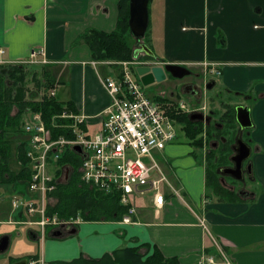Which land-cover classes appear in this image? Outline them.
Returning a JSON list of instances; mask_svg holds the SVG:
<instances>
[{"label":"crops","instance_id":"0c3cea01","mask_svg":"<svg viewBox=\"0 0 264 264\" xmlns=\"http://www.w3.org/2000/svg\"><path fill=\"white\" fill-rule=\"evenodd\" d=\"M119 3L0 0L2 59L24 62L33 51H43L38 60L56 86V100L86 116L82 130L90 136L101 130L111 102L102 79L120 72L95 61L79 38L90 29L115 31ZM152 10L157 65H190L198 74L207 73L206 67L216 70L224 92L251 102L252 183L260 192L238 203L213 198L205 167L192 147L177 139L153 155L160 170L156 179L160 174L167 179L161 186V209L154 196L139 203L135 200L143 196L134 195L130 224L84 222L70 237L46 241L43 260L99 259L122 248L147 246L180 264H210L209 259L215 264H264V0H153ZM29 234L32 239L34 234L47 237L41 229H29Z\"/></svg>","mask_w":264,"mask_h":264},{"label":"built area","instance_id":"2783aa9c","mask_svg":"<svg viewBox=\"0 0 264 264\" xmlns=\"http://www.w3.org/2000/svg\"><path fill=\"white\" fill-rule=\"evenodd\" d=\"M43 51H33L43 55ZM5 51L0 48V65L18 64L6 63L2 59ZM33 60V59H32ZM32 60H29L30 63ZM9 62V61H8ZM24 63V62H23ZM21 64V63H20ZM124 62L120 65V74L102 79V85L110 97V105L105 111V120L99 132L90 136L82 127L87 118L77 114L64 112L53 121L56 128L57 120L67 121L61 127L71 129L73 139L60 137L55 139L47 129L41 113H29L30 118L24 128L27 136V158L30 179L27 181L31 193L30 201L24 198L14 200L16 207L21 206L28 216L36 215L42 234L47 227L60 230L68 226V221L48 214L49 195L56 191L55 164L64 156L68 149L74 151L75 145L81 147L82 164L81 180L97 190L109 195L119 194L123 205H130L134 195H144L146 191L154 192V204L158 209L164 205V195L161 186L167 182L164 175L153 179V172L160 173L154 159V153L163 151L167 146L177 141V121L167 111L169 106L149 98L142 88L136 67L142 63ZM109 65V64H108ZM136 66V67H135ZM216 75L219 73L214 70ZM51 97L56 92L50 91ZM176 114L187 112L189 107L178 103ZM150 159L152 164L144 162ZM150 188V190H144ZM22 203L18 204V203ZM133 213V208L130 210ZM130 223L129 217L124 218ZM210 264H215L209 259ZM39 264H49L43 260ZM228 264V263H227Z\"/></svg>","mask_w":264,"mask_h":264},{"label":"trees","instance_id":"16d2710c","mask_svg":"<svg viewBox=\"0 0 264 264\" xmlns=\"http://www.w3.org/2000/svg\"><path fill=\"white\" fill-rule=\"evenodd\" d=\"M150 2L151 0L149 4ZM129 4L130 0H120L119 20L115 31L107 33L90 29L80 36L79 41L89 47L95 61H112L115 62L111 64L112 67L120 68L116 63L138 59L135 58L136 49L129 43L131 40L139 42L131 34ZM145 56L146 61L152 60ZM23 69V66L18 65H0V185L3 187H9L16 182H27L31 176L26 141L17 144L15 160L20 164V168L15 171L11 167L13 146L8 137L10 131H20L21 121L27 114L41 113L47 129L51 131L55 139L75 138L72 130L61 127L68 124L67 121L57 120L58 128L53 123L55 117L65 111L73 112L71 105H63L56 98L46 96L39 101L35 93L28 94L27 74ZM43 70L48 84L44 87L49 89L53 84L49 73ZM154 100L169 106L168 113L185 128L186 136L192 142L191 144L196 147L202 146V137L198 140L203 132L202 122L192 120V115H185L184 112L176 114L177 104L166 98L159 97ZM81 164L82 156L71 149H68L55 164L57 188L49 195V202L50 198L52 202L48 204V214L57 215L61 220L80 217L84 222H117L129 216L132 205H123L119 194L107 195L82 182ZM206 186L208 189L212 188L218 198L227 202H242L246 198L245 195L223 187L218 174L208 167L206 168ZM140 250L141 248H122L99 259L80 256L72 261H54L49 264H180L177 258H165L158 249H155L152 255L148 254L149 251L142 253Z\"/></svg>","mask_w":264,"mask_h":264},{"label":"rangeland","instance_id":"374dc122","mask_svg":"<svg viewBox=\"0 0 264 264\" xmlns=\"http://www.w3.org/2000/svg\"><path fill=\"white\" fill-rule=\"evenodd\" d=\"M152 3H153V0H151L148 6L150 23H149L148 31L146 33V37L139 40V42H136L135 40H131L129 42L130 45L134 49H136V51L141 47V44H145L152 51L154 49L153 53L155 52V50L157 51V53L159 52L158 47H155V48L152 47L153 46L152 40L154 37H156V34H157L156 31H153L154 29L156 30L157 25H155V22L152 16V13L154 12L152 10ZM32 53L29 59V60L33 59L31 63L30 61H24V63L20 61L18 64H14V66L18 65V66L24 67L23 70L27 74L26 86H27L28 94L31 95V93H35L37 95L36 99L39 101L42 100V98H44L45 96L48 98H55L56 95L55 97H51L50 91L52 90L55 91L56 86L53 85L49 89H46L44 87L45 84L46 85L48 84L46 83L47 79L43 74L44 68H42L41 66L42 62L38 60V57H39L38 54H36V56L31 59ZM145 58L146 56L144 54H141L139 55L137 60L126 61V62L135 63V64L142 63L138 67L158 66L155 60L156 58L149 60V61H146ZM4 62L10 63V62H7L6 60H4ZM105 63L107 65L108 64L111 65L112 63L115 64V62H112V61H105ZM121 63H124V62H118L116 64L118 66H121L120 65ZM3 65L11 66L12 64H3ZM180 66L187 68L191 72V75L183 79H174V78H171L170 75H168L167 79L162 83L154 84L149 87H144L142 85L143 91L149 98L153 100L155 98L160 97V98H166L169 101H172L176 104L184 103L186 106L189 107V110L187 112H184L185 115L187 114L189 116L190 115L204 116V120H202L203 132L198 137V140L202 137L201 138L202 146L196 147L193 144H191L192 142L186 136L185 128L180 124H177L178 141L180 139V140H184L185 142H187L192 147L193 155H195V158H197L199 163L202 164L205 167V169L208 167L212 171L217 173L223 187H225L226 189L232 190L235 193H238V191L240 190H243L245 192L249 191L250 193H259L260 187H258L257 185H254L250 180H246V182L244 183H239L238 181L232 178L225 177L224 175L220 173V171L225 168H233L232 162L229 159L231 155H233L232 154L233 152L228 151V150L214 151L213 145H212L213 142H216V138H215L216 135L217 137L225 138L226 141H228V143L237 144V138L239 137V134H240V126L238 125L236 121V108L239 106H244V107L249 108L251 106V102H248L246 99H244L245 96L238 97L234 94L230 95L224 92V90L220 87V83L218 80L219 77L216 76V73L209 72L211 70L208 69L207 67L204 68V70L207 73L202 72V74H198V73L191 71L193 69H192V66L190 65L188 66L180 65ZM138 67H136V71ZM114 68L118 72H120V68H117V67H114ZM211 85L212 87H210ZM186 86H191V89L187 92L183 91V87L185 88ZM65 112L74 114V112H71V111H65ZM181 113L182 111L180 112V114ZM77 115L84 116L83 114H77ZM84 117L86 118V116ZM29 118H30V115L27 114L25 118L23 119V121H21L22 124L20 125L21 126L20 131L18 132L10 131L8 133V137L11 140L12 146H13L12 169H14L15 171L19 170L20 168V164L15 160V153L17 152L16 147H17V144H19L20 142L27 140V136L24 133L23 127H25L26 125L25 122L26 121L28 122ZM66 121L69 122L71 120H66ZM194 121H200V120H194ZM248 131L249 132H246L242 135V139L245 143L246 142L249 143L250 141H252L251 140L252 129ZM75 147H80V146L75 145ZM250 147H252V143L250 144ZM252 157H253V154H252ZM252 157H251V160H252ZM144 162L148 165L152 164L151 160L147 158H144ZM157 177H158V174H156V172H153V179H156ZM27 184H28L27 182H16L10 185L9 187L1 186V189H0V236L7 234L12 239L11 247L8 252L10 256H13L14 258L36 256L37 258L43 259V252L46 251V253H48V247L46 246V241H49V239H54L55 233L53 232H56L58 230H54L50 227H47L44 231V233L47 234L46 238H43V239L41 237H39L38 239L31 238L29 234V229L35 233H36V230L38 229L40 230V226L36 225V223L38 222V217L36 215H32L31 217H28L26 214H23V211L20 208L21 206L16 207L14 205L15 198H19L20 200H22L21 198H24L23 201L31 200V193L29 191V187ZM144 190H148V188ZM208 190H209L210 196H212L213 198L215 197L216 199L218 198L214 194V191L212 190V188ZM17 195L18 197H16ZM140 196H143V197H139V199L138 200L136 199L135 202L138 201L140 203L141 200L146 201L150 197H153L154 193L148 192ZM50 202H52L51 198H50ZM18 204L22 205L21 202ZM17 210H19L20 213ZM133 214H135L134 209H133V213L131 212L130 214L129 212V216H125V217L130 218ZM124 218L123 220L117 221V222L125 223ZM66 221H68V223H71V225L67 224L68 226L62 227L59 230V231L63 230L65 234V237L59 238L60 240L61 239L64 240L70 237L71 236L70 232L73 231L74 229L77 230V228H79L80 225L84 223V221H82L80 217L70 218ZM136 248H141L140 251L142 253L144 252L147 253L146 251H149L148 252L149 255H152L154 253V251H152V249H150L147 246H139ZM0 264H8V260L6 259L1 260Z\"/></svg>","mask_w":264,"mask_h":264},{"label":"water","instance_id":"95a60500","mask_svg":"<svg viewBox=\"0 0 264 264\" xmlns=\"http://www.w3.org/2000/svg\"><path fill=\"white\" fill-rule=\"evenodd\" d=\"M149 1L150 0H130L129 4V26L132 36L137 39L145 38L147 33L150 17H149ZM140 54H145L148 57L155 59L156 56L153 51L145 44H141V47L135 52V58L137 59ZM137 75L144 87H149L154 84H159L167 79L170 75L174 79H183L191 75V72L180 65L167 64L165 66H143L137 68ZM212 87V85L210 86ZM192 120H204L202 115L192 116ZM236 121L240 126V134L236 144V155L232 161L235 164L233 169L221 170L222 175H229L238 181L244 180L243 164L249 160L252 156V149L242 139V133L245 130L253 128V121L251 117V110L248 107L239 106L236 108ZM74 151L81 153L80 147H75ZM249 175H252V162L247 167ZM76 230L70 232L71 235L75 234ZM62 232L58 231L54 234L55 238H60ZM10 238L4 237L0 242V253H4L8 250ZM16 264H25V261L18 262Z\"/></svg>","mask_w":264,"mask_h":264},{"label":"flooded vegetation","instance_id":"af4514ba","mask_svg":"<svg viewBox=\"0 0 264 264\" xmlns=\"http://www.w3.org/2000/svg\"><path fill=\"white\" fill-rule=\"evenodd\" d=\"M190 89H191V86H186L185 88L183 87V91H185V92L189 91ZM246 132H247V130L243 131L242 135L244 133H246ZM215 138H216V142H213L212 143L214 151H217V150H222V151L228 150V151H232L233 152L232 153L233 155H231V157L229 159L231 160L232 165H233V168H234L235 167V164L232 161V159L237 154L236 151H235L236 144L228 143V141H226L225 138H223V137H217V135L215 136ZM250 144H251V142L247 143V145H249V146H250ZM11 146H12V143H11ZM12 161H13V157L11 159V167H12ZM250 162H251V158L249 160L245 161L244 164H243L244 180L238 181V180L234 179L233 177H231L229 175H224V176L225 177H228V178H232V179L238 181L239 183H244V182H246V180H250L252 182L254 180V177H253V175H249L248 174V171H247V167H248V165H249ZM233 168H225V169H233ZM220 173H221V171H220ZM0 189H1V185H0ZM238 194L245 195L246 197H249L251 193L249 191L245 192L243 190H240V191H238ZM16 197H18V195ZM61 232H62V236L60 238L65 237V234H64L63 230H61ZM34 235H36V236H35V238L33 237V239H38L39 237L42 238V236H39L38 234H34ZM7 236L10 238V236L7 235V234H4V235L0 236V242L2 241V239L4 237H7ZM44 238H46V237H44ZM11 243H12V239L10 238L8 250L6 252H4V253H0V261L6 259V260H8V264H16V263L21 262V261H25V264H39L40 261L43 260L41 258H37L36 256L21 257V258H14L13 256H10L8 254V252L10 250Z\"/></svg>","mask_w":264,"mask_h":264},{"label":"bare ground","instance_id":"6f19581e","mask_svg":"<svg viewBox=\"0 0 264 264\" xmlns=\"http://www.w3.org/2000/svg\"><path fill=\"white\" fill-rule=\"evenodd\" d=\"M24 129V128H23ZM25 133V132H24Z\"/></svg>","mask_w":264,"mask_h":264}]
</instances>
